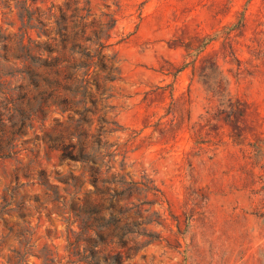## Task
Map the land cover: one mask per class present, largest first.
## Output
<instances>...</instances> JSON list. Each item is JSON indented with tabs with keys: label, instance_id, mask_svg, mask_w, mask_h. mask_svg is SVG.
I'll return each instance as SVG.
<instances>
[{
	"label": "rangeland",
	"instance_id": "obj_1",
	"mask_svg": "<svg viewBox=\"0 0 264 264\" xmlns=\"http://www.w3.org/2000/svg\"><path fill=\"white\" fill-rule=\"evenodd\" d=\"M15 2L0 0L6 36L18 33ZM85 2L86 23H103L106 16L117 21L109 52L116 54L120 78L104 86L113 107L106 117L121 131L103 135L115 150L109 174L148 179L161 194L152 210L162 220L139 227L159 239L123 258V264H264V0H35L29 5L58 16L65 5L70 15ZM45 24L55 36L53 19ZM40 40L50 42L45 36ZM1 67V83L23 84L20 62ZM70 115L55 112L34 123L21 138L28 142L22 148L32 152L0 160V198L18 183L8 208L24 204L1 216L0 264H7L12 250L24 248L18 230L29 240L27 264H43L36 256L44 248L59 264L76 260L67 241H74L77 231L74 216L43 203L45 189L36 179L43 171L60 196L69 200L73 194L58 180L79 174L80 166L60 161L59 152L43 144L44 132L60 131L54 120L65 122Z\"/></svg>",
	"mask_w": 264,
	"mask_h": 264
},
{
	"label": "trees",
	"instance_id": "obj_2",
	"mask_svg": "<svg viewBox=\"0 0 264 264\" xmlns=\"http://www.w3.org/2000/svg\"><path fill=\"white\" fill-rule=\"evenodd\" d=\"M29 1L35 2H15L17 34L6 36L0 26V78L2 62H20L23 66L19 71L22 85L11 88L0 82V160L16 158L23 151L32 152L22 148L28 142L21 138L34 123L44 122L55 112L71 114L65 122L54 120L60 131L44 132L43 144L48 150L59 152L60 161L79 165L80 173L59 178L60 183L73 189L66 200L57 187L50 185L46 174L38 172L37 184L45 189L43 203H51L57 211L74 216L77 231L74 241L69 237L67 240L69 254L76 258L74 264H123V258L159 239L152 231L139 227L161 219L152 210L161 194L148 179L136 182L128 174H109L115 150H111L114 145H108L103 135L121 131L116 121L106 117L113 107L108 104L112 96L104 86L120 78L116 54L109 52L111 31L117 21L106 16L103 23H86L88 2L70 15L69 6L65 5L66 12L61 10L56 16L52 9L47 13L32 11ZM51 19L53 37L45 30V22ZM44 36L50 42L41 41ZM98 102L101 110L97 109ZM20 187L16 183L4 190L0 219L24 208L23 203L8 208ZM9 231L13 233L12 228ZM25 235L22 230L16 232V237H22L24 248L19 241L23 249L12 250L7 264H27L30 249H26L29 240ZM39 253L36 257L43 264H59L50 250L44 248Z\"/></svg>",
	"mask_w": 264,
	"mask_h": 264
}]
</instances>
